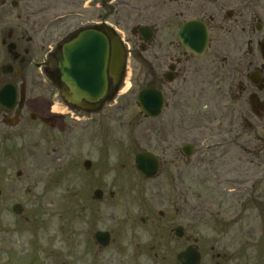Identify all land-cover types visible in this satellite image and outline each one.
<instances>
[{
	"label": "rangeland",
	"instance_id": "rangeland-1",
	"mask_svg": "<svg viewBox=\"0 0 264 264\" xmlns=\"http://www.w3.org/2000/svg\"><path fill=\"white\" fill-rule=\"evenodd\" d=\"M18 1L3 22L7 30L18 24L29 32L40 61L49 46L102 18L126 27L121 13L100 12L109 0ZM132 85L112 108L87 115L96 123L86 124L81 150L67 152L65 135L44 123L45 115L34 122L27 113L14 127L0 125V264H179L177 255L194 240L202 264H217L218 254L224 257L219 264H264V148L259 159L228 147L232 141L215 105L214 124L200 117L195 125L190 118L182 133L169 128L166 140L161 121L142 116ZM54 111L65 117L60 123L73 126V111L58 104ZM170 144L193 145V157L173 156ZM142 152L166 161L153 180L136 170ZM255 175L260 183L253 189ZM243 177L248 183L239 186ZM96 190L104 193L102 201L94 198ZM16 204L24 208L21 216L13 212ZM177 227L184 228L183 239L174 234ZM98 231L111 233L107 249L96 244Z\"/></svg>",
	"mask_w": 264,
	"mask_h": 264
},
{
	"label": "flooded vegetation",
	"instance_id": "flooded-vegetation-1",
	"mask_svg": "<svg viewBox=\"0 0 264 264\" xmlns=\"http://www.w3.org/2000/svg\"><path fill=\"white\" fill-rule=\"evenodd\" d=\"M114 2L109 0V7L100 5L98 8L102 13L108 11L117 17L121 13L125 32L103 18L83 30L95 29L107 38L110 45L108 88L110 93L116 88L117 92L100 102L82 100L75 103L64 96L70 90L60 65L64 61V45L80 31L49 46L46 59L40 61L36 57L39 52L31 46L33 38L29 32H24L18 24L14 30H7L3 22L8 7L17 10L20 1L0 0V125L14 127L27 113L34 122L39 120L40 114L45 115L41 120L65 135L63 146L67 152L81 150L86 143L83 137L86 124L96 123L87 115L98 116L106 106L112 108L128 84H133L137 93L148 89L162 94V115L157 119L142 116L150 122L160 120L166 140L169 128L174 133L176 129L182 133L183 125L190 118L195 125L200 123V117L206 118L209 125L214 124L218 119L214 115L218 107L227 126L224 135L232 141L228 147L238 146L244 156L254 155L260 159V151L264 148L261 135L264 131V0H121L113 5ZM21 18L19 16L18 20ZM115 41L121 48V53L114 58L116 72L113 74L120 77L117 86L110 69ZM7 90L11 98L14 97L12 103H7ZM57 104L74 112L69 117L73 122L71 128L60 123L65 117H58L60 114L54 111ZM186 145L194 149L190 158L183 153ZM186 145L172 149L170 144L166 149H171L173 156L179 153L189 161L195 147ZM158 159L159 175L166 161ZM91 167L92 163L85 161L84 168ZM261 179L264 180V176ZM259 181L257 176L253 178V189ZM238 182L242 186L248 180L243 177ZM241 193L239 200L245 204L246 191ZM103 198L104 193L99 201ZM109 234L110 246L112 235ZM95 242L100 249L109 247H102L96 239ZM193 243L186 249L196 248L203 261L198 240ZM211 250L213 252L214 248ZM223 258L218 254L217 264Z\"/></svg>",
	"mask_w": 264,
	"mask_h": 264
},
{
	"label": "water",
	"instance_id": "water-1",
	"mask_svg": "<svg viewBox=\"0 0 264 264\" xmlns=\"http://www.w3.org/2000/svg\"><path fill=\"white\" fill-rule=\"evenodd\" d=\"M112 44L113 60L110 69L111 77L115 86H117L120 77L113 74L116 72L114 58L121 53V48L117 41ZM109 47L107 38L95 29L80 31L76 38L64 45V61L61 62L60 66L64 75L63 79L70 90L69 93H64L67 100L75 103H79L82 100L95 103L100 102L101 99H104L109 94L112 95L117 92L116 88L113 91L114 93H110L108 88ZM7 93V103L14 102V97L11 98L9 95V90H7ZM137 105L145 117L157 119L164 110V99L158 90L143 89L137 94ZM99 107H101V104ZM193 150L190 145L183 147V153L187 158L192 156ZM159 165L158 157L150 152H143L135 157L136 170L146 180L157 177L160 170ZM21 175V173L18 174V176ZM102 197V191L97 190L94 192L95 199L101 200ZM13 211L16 215H21L23 207L17 204L13 207ZM173 232L178 238L185 236L183 227H177ZM95 239L102 247H107L110 244V234L108 232H97ZM177 260L181 264H201L202 257L196 248L190 247L180 253L177 256Z\"/></svg>",
	"mask_w": 264,
	"mask_h": 264
}]
</instances>
